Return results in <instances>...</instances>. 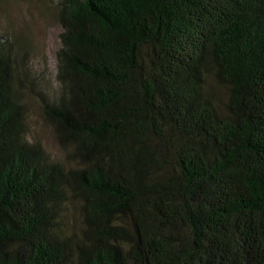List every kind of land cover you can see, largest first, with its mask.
<instances>
[{
  "label": "trees",
  "instance_id": "obj_1",
  "mask_svg": "<svg viewBox=\"0 0 264 264\" xmlns=\"http://www.w3.org/2000/svg\"><path fill=\"white\" fill-rule=\"evenodd\" d=\"M57 20L39 108L62 159L27 138L35 75L0 34V264H264V0H57Z\"/></svg>",
  "mask_w": 264,
  "mask_h": 264
},
{
  "label": "rangeland",
  "instance_id": "obj_2",
  "mask_svg": "<svg viewBox=\"0 0 264 264\" xmlns=\"http://www.w3.org/2000/svg\"><path fill=\"white\" fill-rule=\"evenodd\" d=\"M60 32L57 0H0V34L13 42L16 57L35 75V87H24L27 138L39 141L56 159H62L64 151L52 126L42 118L39 105L42 96L51 97L58 87L56 51L61 45ZM205 89L217 108L224 111L226 88L207 77ZM75 212L72 207L64 210L67 218L62 224L79 225Z\"/></svg>",
  "mask_w": 264,
  "mask_h": 264
}]
</instances>
